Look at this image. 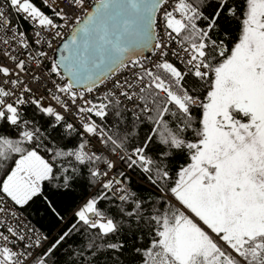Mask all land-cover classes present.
Here are the masks:
<instances>
[{"label":"snow or ice","instance_id":"6c2138e0","mask_svg":"<svg viewBox=\"0 0 264 264\" xmlns=\"http://www.w3.org/2000/svg\"><path fill=\"white\" fill-rule=\"evenodd\" d=\"M0 264H264V0H0Z\"/></svg>","mask_w":264,"mask_h":264},{"label":"trees","instance_id":"16d2710c","mask_svg":"<svg viewBox=\"0 0 264 264\" xmlns=\"http://www.w3.org/2000/svg\"><path fill=\"white\" fill-rule=\"evenodd\" d=\"M42 214H43V210L41 209L40 215H42ZM33 216L35 218L36 214L34 213Z\"/></svg>","mask_w":264,"mask_h":264}]
</instances>
